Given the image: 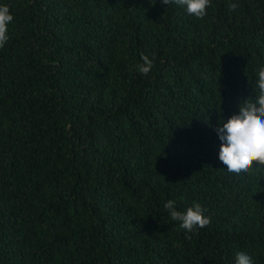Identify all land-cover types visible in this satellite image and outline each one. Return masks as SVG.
<instances>
[{
	"label": "trees",
	"instance_id": "trees-1",
	"mask_svg": "<svg viewBox=\"0 0 264 264\" xmlns=\"http://www.w3.org/2000/svg\"><path fill=\"white\" fill-rule=\"evenodd\" d=\"M0 3V264H264V168L218 170L214 132L254 98L264 0Z\"/></svg>",
	"mask_w": 264,
	"mask_h": 264
},
{
	"label": "clouds",
	"instance_id": "clouds-1",
	"mask_svg": "<svg viewBox=\"0 0 264 264\" xmlns=\"http://www.w3.org/2000/svg\"><path fill=\"white\" fill-rule=\"evenodd\" d=\"M187 14L199 19L206 15L211 0H175ZM167 5L169 0H161ZM235 7V5H232ZM13 16L6 4L0 3V48L8 41V25ZM153 67L152 60L140 56L137 71L147 75ZM254 98L246 99L238 105L237 114L217 124L214 132L219 143L218 164L220 171L228 176L239 177L250 169L264 168V67L255 73L253 85ZM255 162V166H253ZM169 218L178 222L185 234L192 233L208 225L209 219L199 202L180 211L176 202L167 200L164 205ZM233 264H254L252 257L245 251H237Z\"/></svg>",
	"mask_w": 264,
	"mask_h": 264
}]
</instances>
